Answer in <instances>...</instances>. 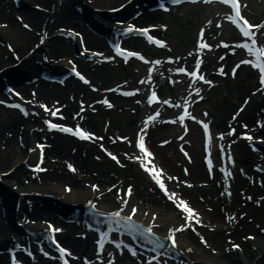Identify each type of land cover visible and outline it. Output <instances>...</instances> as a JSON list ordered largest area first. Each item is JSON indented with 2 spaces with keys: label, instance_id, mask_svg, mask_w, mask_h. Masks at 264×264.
<instances>
[{
  "label": "bare ground",
  "instance_id": "obj_1",
  "mask_svg": "<svg viewBox=\"0 0 264 264\" xmlns=\"http://www.w3.org/2000/svg\"><path fill=\"white\" fill-rule=\"evenodd\" d=\"M21 1L22 2L20 3V7L17 10H12L14 12L11 13V15H15V12H18V14L21 13L24 19L30 23L31 27L36 30H34V32H29L24 29L22 30L20 29V27H18L17 24H15L16 22L14 21L10 23L8 30L4 29L1 30L3 32L0 31V43L8 42L12 44L14 50H18V52H20V55L28 51V47H32L35 38H38L39 35H42L41 30L43 28L48 30V34L50 35H52L51 33H53V31L56 30L57 27L62 26L75 28L78 31L79 27L77 21L78 19H80L81 21V17L76 13V11H74V8H72L73 4L79 5L83 3V7H86V10L91 7L110 9L112 7H116L120 4V2H123L125 0H91L90 3H88L87 0H62L60 5H58L59 1L57 0ZM139 1L140 0H133L131 3H129V5L125 7L122 12L119 13V15L124 17L123 13L130 14V11L134 9L133 6L135 4H139ZM29 3H35L42 6L47 9V12H41L35 10L34 8H31L29 7ZM248 6L249 9L258 11L259 14H262L264 11V0H260V2L258 3L256 2V0H249ZM5 7L9 11L11 10V8H8V1L0 0V22H4L7 19L10 20L13 17V15L11 18V15L9 16V18L7 17L8 13L4 11ZM191 7L193 8V6ZM139 8L142 9V12L140 13L141 15L136 21L149 22L150 20H153L157 22L161 21L167 24L168 27L164 32L160 30L157 31V33H164L167 39L168 47H172L173 51L176 52V55H183L185 53V49H187V47H189L192 42L190 40L193 34V26L199 25V23H201L203 19L202 13L198 11L199 9L197 10V12L192 11V15L184 17H178V15H174L172 17L166 18L165 15L161 12L153 11L147 13L143 9V7L140 6ZM192 8H189L188 10L186 9L185 11L188 12L192 10ZM204 10L206 9L204 8ZM98 14L100 17H109L105 12H100ZM84 37L86 44L91 49L95 47L102 48L105 46L103 38L99 36L93 34L90 35L89 33H87L84 35ZM64 44H67L70 47H74L76 46V41L71 42V40L66 37L62 38V36L53 34L51 39L48 40L46 44L44 43L42 47L37 46L38 50L34 52L33 57L38 56L39 58L41 54L43 56L48 55L50 57H64V55H67L65 49L59 48L60 46L63 47ZM145 49L149 50L147 48ZM154 51L157 53V56L160 57L162 54H168V51L166 52L165 49ZM5 54L10 55V53L7 50H4L0 44V67L2 65H6L7 63H13L12 60H8L7 58V60L4 59ZM234 58L229 57L224 61L226 67H228L230 64H233L235 60ZM205 60L206 63L204 62L203 69L208 70V65L211 62V54H207ZM47 64L43 62H35L34 64L33 60H29V70L24 74L23 78L26 79L28 74L32 75L33 73L39 71V69H41L39 67H42L41 70L49 69V66H47ZM167 67H169V65L166 64L165 68ZM140 68H137L138 73H141ZM117 70L118 68H115V66L112 64H103L101 65V67H97V70L88 72V75L93 82H96L99 85V93L103 94L105 86H107L108 84H112L113 87L115 83L123 81V79L126 78V75L130 73V71L126 68L123 69L122 73H118ZM240 70L241 71H238L235 81H230L228 78L227 80H225L226 83L223 84L225 92L223 94L215 91L214 89L216 88H212L209 91L204 90V92H207L208 99L202 101V103L197 105L198 107L204 106L208 109L209 117L213 119L212 127L214 128L222 129L224 120L229 118V113L232 112L234 104L239 101V97L245 93L249 95L248 93L249 90H251V86H253V88L257 87L255 80L256 74L253 72V70H251L250 68L246 69L244 67ZM47 84L48 83L42 82L37 86V97L42 102H51L57 97L62 98V101H67V94L69 93H72L74 97H76L80 93H83V95H87L85 94L87 93L86 86L83 87L77 82H75L73 86H70V83H67L65 88H61L56 84L52 85L51 88H49L46 86ZM134 84L135 83L132 80L129 82L130 87ZM157 84L159 85V90L163 93L162 86L159 82H157ZM29 85L21 86L24 94H27V92H29ZM174 90L175 91L168 92V94L171 96L175 94V96H178L179 98L184 93L182 90V86L180 85ZM88 95L91 94L88 92ZM112 99L114 101L113 96ZM138 99L140 100L141 98L139 97ZM125 100L129 101V99ZM139 102L140 103L138 105L134 104V107L124 105L121 106L122 103L120 104L119 102H116L119 105H116L114 110H107L106 112L104 110H99L96 115L90 113L82 114L84 116L83 124L87 125L89 128H93L96 133L103 134L101 142L104 144V146H110V148L114 149V151L117 152H114L116 154L114 155L115 159L112 158V162L104 158V153H102L104 154V156H98V153L95 152V147L92 143H84L79 141L77 142L69 136L66 137L63 135L54 134L55 136L53 140H49V142L46 141L47 143L51 144L49 148L45 149L47 165L49 166L50 170L46 173L40 174L38 177H34L33 179H30V174L22 165V161L28 158L27 161L29 163L30 161L35 159V154L31 153L30 155H28L27 149L29 147H32L35 140H38L40 137L44 136L42 133L34 131V126L38 123V121L35 119L32 122L30 119L31 116L29 114L26 117L22 116V118L18 113H16V111H4L0 108V172L7 171L12 168L11 173L3 177L4 184H2V186L0 187L1 191L3 189V193L7 197L4 205L6 206V210L1 211L0 207V245H5L9 238L8 236H13L14 232L11 231L12 229L9 225H5L3 223L4 218H2V216L6 214V220H9V217L10 219L13 218V204L16 198H18L17 194L19 192L25 193L26 196H22L17 200L19 204V209L16 213L17 218L20 220L23 215H25V217H35L36 219L41 221L43 219L49 220V218H56L54 211L61 214L63 210H69L67 207V203H81L82 199H98L102 196V202L106 200L109 202L111 201V203L114 202L113 206H122V204H120L121 201L116 199L114 191H109L108 187L111 184H117L119 186V184L121 183H125L128 185L129 183H131L133 185L134 192L129 198V205L132 203L133 205L136 204L138 206L139 213L137 214L139 218L142 217V212L144 210L154 211L157 209L156 211H158L159 214L156 223L159 224L160 228L163 227L162 230H166V228L170 227V225L176 226V224L180 222L179 220H181V218L178 217L179 213L166 207L162 208L161 205L158 204L160 202V199L159 201L154 199L150 192L144 194V192L148 190L147 187L150 183V180L147 177L139 174L135 169H132L133 171L130 172L129 167L131 166L129 165V163L123 168H119L114 165V163H117V161L121 162V160L123 162H128L129 156L127 157V159H125L123 154L127 153L128 150H131V148L130 146H127L126 148L121 143L115 142L113 138H110L109 134H112L113 131L117 130L124 133L125 135L133 134V119H135L136 113L133 114L129 112V109H135L137 111L139 108H143V100L141 99ZM262 102H264V96L260 97L257 96V94L252 95L250 102L246 105L247 107L242 111L237 120L246 121L248 119V116H251L253 111L257 110ZM136 105L137 107H135ZM67 107L68 109L66 108L65 113H68L70 111L72 105L68 104L67 102ZM82 115L80 114L78 117L80 118V116ZM261 115L264 116L263 113ZM106 118L109 119L110 123L108 127H105L103 125V121L106 120ZM171 128L173 129L175 127H169L165 125L160 128H155V130L151 133L152 136H150L152 144L155 142L153 138L155 137V135H157V133L158 135H160L159 132H163L161 134V137L165 138L167 133L171 131ZM191 129L192 130L189 136L193 140V144L190 149L193 161L192 164L188 166V168H190L188 177H190L194 182H197L203 179L205 174L199 157L200 132L195 126ZM257 133L264 135V126L262 130H257ZM17 136L21 137V144ZM175 145L176 144L173 142L169 143L167 147V149H169L170 151L168 157H165L164 154H161L159 152L164 151V148L158 149L156 147L159 151L155 155V159L168 167L175 165L177 160H181V156L177 153ZM234 146V148H236L235 153L245 156L249 163L255 161L256 155L249 151L248 145H246L244 141H239ZM263 146L264 144L262 145V147ZM74 147H76V150L73 152L71 151V149ZM107 149L108 148H106L105 150ZM67 162L74 164V166L76 167L74 173L67 172ZM169 163H172V165ZM261 164H264V161L261 162ZM238 165L243 167L245 166L244 170L246 169V172L249 171V167H246V165L249 164L242 162L241 158H239ZM158 166H154L157 172ZM93 171L97 173H94ZM236 176L237 177L235 184L238 183V185H240L238 186L240 187L239 189L245 190L243 194L247 193L253 194L255 196L264 193V188L260 190V188L258 187L250 186L243 180V178L240 177V175L236 174ZM23 179H28L29 182L24 183ZM87 183H90L89 187H87ZM94 183L95 185H98V188L92 191L90 190V187ZM12 184L18 186L15 191H11L10 189ZM238 187L233 188V190H236V188ZM197 190L204 191L211 196V198H207V194L202 195L206 198L205 201L207 202V206L209 205L213 207L211 211L209 210L208 212L203 213V222L208 225H212L214 229L213 231H209L206 233L207 244L210 245L208 249L205 247V245L195 242V236H193L191 232H181L180 235H184L188 238L186 239L188 243L185 244L184 247L182 246V241H180V246L183 247L185 253L184 256H186L188 261L199 264H264V234L258 231L261 227L264 228V210L258 208L256 209L251 201L245 202V208L243 210L236 209L238 205L237 203H239L237 199H239L241 195L238 193L233 194L232 201L225 202L223 198L219 197L216 194L217 186H215V183H207L206 186L203 187V189L199 187L196 188L195 186V189L192 191L188 190V193L193 194V192ZM42 196H53V199H47ZM27 198L37 202L33 203L32 211L29 214L26 211L25 205V199ZM213 198H215L216 200H214ZM101 206L102 204L100 205V207ZM221 209L223 211L229 210L230 213H235L236 223L233 230L229 231V234H226V231L229 230V227H225L227 226V224L225 223L226 221L224 220V215L221 214ZM241 212H243L244 216L240 217ZM56 219V221L61 224L60 227H66V229L63 230L62 234L59 236L61 241L66 243L69 246L70 250L77 253H82L83 249L88 247L90 243L89 240H80L73 236V232H78L77 225L73 223L71 225H67L63 222V219ZM24 224H26V226L29 228L32 227L33 229L37 227V225H31L27 221H25ZM79 233L81 232L79 231ZM248 233L254 237L253 241H246V239L243 240V236L248 235ZM229 237V241L232 242L227 243L226 239ZM235 243H240L238 245V247H240L239 253H237L238 251L236 249L234 250L232 248V245ZM227 247L229 249L228 253L226 251ZM81 257L82 256H80V258ZM35 263L55 264V262H52L50 260H45L44 262L40 261L39 259L36 260ZM0 264H6L5 254H0ZM76 264L80 263L76 262Z\"/></svg>",
  "mask_w": 264,
  "mask_h": 264
},
{
  "label": "snow or ice",
  "instance_id": "obj_2",
  "mask_svg": "<svg viewBox=\"0 0 264 264\" xmlns=\"http://www.w3.org/2000/svg\"><path fill=\"white\" fill-rule=\"evenodd\" d=\"M171 2L173 4L175 3H179L180 0H171ZM222 3L225 4V5H230L231 6V9L234 11V15H229L227 17L228 20L232 21L234 24H236L240 31L243 33V36L244 37H254L255 36V33H253L252 31H250V29H252L253 27L255 28H259L261 27V25H253V24H250L249 21L247 19H245V17L241 14V8H240V4H239V0H222ZM161 7H165V4L163 2V0H161V4H160ZM209 24L211 23V21L208 22ZM132 28H135V26L133 25ZM131 30V29H130ZM145 32V34H147V30L144 29L143 30ZM204 36V30L201 29L200 30V37H203ZM148 40L149 41H152V40H155V42L157 44H160V45H163L165 42L163 40H159V39H156V37L154 36H151L149 35L148 36ZM252 44H256V40L253 39L252 40ZM204 47H212V45L210 44H204L203 45ZM243 47L248 49V52L249 54L253 55L255 57L254 60H243L241 61L240 63H249V64H252L255 68H257L259 70V80L261 82V86L264 87V47H256V48H252L249 43L247 41L244 42L243 44ZM116 51L118 53H121L122 55L124 54V50H122L118 45L116 47ZM131 55H134V56H139L141 59H144L143 56H141V54L139 52H132L130 53ZM221 59H223L221 57ZM157 63H159V61H157ZM195 64H196V67L199 68V65L201 64V61L199 59H196L195 60ZM239 67V64L236 65V67H234L232 69V73L233 75L235 74V71H236V68ZM73 71H76V69L74 68ZM176 71L178 72H184L186 71V69L184 68H177ZM221 73H223V69L221 68L220 69ZM76 74L78 76H81V74L79 72H76ZM189 76L191 77H196L197 76V72L196 71H192V72H189L188 73ZM81 79H84L83 76H81ZM200 80H204V76H200L199 77ZM207 83L211 84L212 81H206ZM17 95H20V93H16ZM155 92H153L152 94V97H149V102H151V100L153 98H155ZM105 103H108V101H104ZM19 105H17L18 107ZM53 115H55V113H52ZM185 115H187V113H185ZM195 118V117H193ZM181 120L184 119L183 116L180 117ZM50 127H53V128H61L63 131L65 132H71L72 129L69 128V127H65V126H62L60 124H53L51 121H48ZM203 123V122H201ZM204 129H205V132L208 131V125L207 124H204ZM77 136H80L82 138H90L91 137V133H88V132H85L79 128H77V131L75 133ZM251 138V137H250ZM124 139H127L126 137ZM138 146L144 151V153H146L147 157H151L153 154L148 151V149L145 147L144 145V142H143V137L140 138V140L138 141ZM41 147H43L41 145ZM101 147H103V145H101ZM108 155L109 156H113V153L112 152H108ZM113 158L115 159V157L113 156ZM135 159L139 160L141 162V165L142 167H144L147 171H149L150 173L153 174V179H155V181L159 184V187L161 189H164L166 192H167V189H166V186H165V183L163 181V177L157 173L155 167H149V165L147 163H144V158L143 157H135ZM119 162V161H117ZM209 165H211V161L209 160ZM36 167H39V165H36ZM68 167L70 169H72L73 171H75V168L74 166L69 163L68 164ZM162 171V170H161ZM169 179H171V177H169ZM92 187L94 189L98 188V185H92ZM70 190V189H69ZM131 190H132V186L129 185L128 188H127V193L130 194L131 193ZM173 196L175 194H172ZM123 203L127 204V200H122ZM179 207H181L185 213H188L189 214V219H191V213L194 212V209H192L186 202H183V201H179ZM136 207L133 206L132 210H131V213H129L128 215H125V216H121V212L120 211H115L113 213H111L110 215L114 216V217H118L122 220H125V221H129V223L127 224V228L132 231V232H135V233H149L151 235H155V233H153V229L152 227H145L143 224L141 223H133L131 222L132 221V217L133 215L135 214L136 212ZM155 216V214H153ZM185 225H181L180 227L183 228ZM179 230V229H177ZM107 234H102V237H101V240H99L97 243L99 244V246L101 247V249L103 248V244L105 242V236ZM201 239H203V237H201ZM172 242L173 244H175V239L173 238L172 239ZM114 243V241H113ZM236 246V245H234ZM59 251L61 253V259H64V255L65 253L70 254L69 252V249L66 248V247H60L59 248ZM135 254V253H133ZM13 264H16L15 260L13 261ZM64 264H68V260L67 259H64ZM109 264H111V262H109Z\"/></svg>",
  "mask_w": 264,
  "mask_h": 264
}]
</instances>
